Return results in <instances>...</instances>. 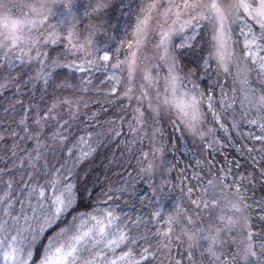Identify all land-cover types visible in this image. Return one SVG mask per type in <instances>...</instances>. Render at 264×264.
Returning a JSON list of instances; mask_svg holds the SVG:
<instances>
[{"label": "rangeland", "instance_id": "1", "mask_svg": "<svg viewBox=\"0 0 264 264\" xmlns=\"http://www.w3.org/2000/svg\"><path fill=\"white\" fill-rule=\"evenodd\" d=\"M189 2L191 3L192 0ZM230 2L234 3L235 0ZM41 3L44 4V7L40 9V14L31 13L28 7L23 6L32 5L39 8ZM79 3L80 0H6V9L9 10L7 14L11 19H23L27 16L28 19H34L37 23L35 26L25 25L23 32L25 42L15 47L0 49L1 62L12 59L19 63L21 60L30 61L33 59L39 62L33 69L36 71L34 76H38L45 58L44 55H37L39 48L42 44H54L62 39L63 45L73 57V68L83 70L88 65L94 68L96 66L108 81H112L113 87L115 86V101H119L122 106L126 105L130 108V111L126 113V118L128 125H132L134 143L140 155V162L142 160L140 178L136 180L140 181L142 185L135 187L134 190L144 200V205L149 210L148 215L151 222L156 220L157 224H161L158 218L162 216L161 212L164 209L163 202L166 194L169 197L176 196L177 198L183 196L185 203L192 205L193 193L195 198H198L201 191L200 185L203 186L202 193L208 200L207 212L212 219L202 222V220L195 218L190 220V223H186L187 226L181 220L183 221L182 225H178L176 221L178 220V213L179 215L182 214V207L178 208L177 204L172 202L171 216L173 219L171 223L167 218L166 224L168 226L157 229V231L164 229V232L169 228L172 229L169 240L171 249L174 248L175 253L179 247L195 249L200 255L209 256L208 264H257V255L245 259L244 251L247 245L251 243L252 250L256 252L253 237L249 241L247 236L252 223V205H261V202L264 201L263 179L252 162L248 161V158L232 161L233 152L228 150L223 152L221 145H219L221 128L228 135L236 128L241 127L243 128L242 131L247 133L252 132L264 136V130L259 127V124L264 121L258 118V112L260 115H264V109H259L257 103L259 97L264 96V70L260 69L258 64H254L245 55L244 38L239 32V28L243 25L231 24V20L226 22L231 28L232 39L229 41L227 49L231 58L226 60L227 71H225L215 55L214 27L205 20L198 23L192 20V17L200 13V8L185 9L183 8L184 0H146L143 10L148 9L149 5L153 3L157 6L151 9V19L144 33H137V25L145 15V12L142 11L134 21L129 35L116 47L114 53H107L110 60L105 62L100 60L105 52L95 51L90 29L80 25L76 15ZM49 9L55 15H49L47 20L39 23ZM169 9H171L170 13H168ZM177 12H180L178 17L175 15ZM3 14L5 11L0 10V15ZM247 22L255 32L260 31L259 25H256L251 18H248ZM201 24L208 27L211 36L214 67L210 80L220 88L217 90V100L211 104L212 107H209L206 100L201 96L202 91L198 90L197 83L192 76L185 75L181 71L173 50V43L176 38L181 41L189 40L190 31ZM4 31L0 27V32ZM245 31L247 32V29ZM165 32L169 34V39L165 45H160V40ZM54 38L55 42H52ZM138 40L139 43H137ZM88 41L91 43L89 44ZM81 45L84 46L83 50H80ZM261 55H264V52ZM118 62H124L120 69L111 67ZM130 64L131 75L129 74ZM172 75L178 77L175 91L169 83ZM113 77L118 78L119 83ZM125 93L127 94L125 95ZM193 96L198 101V109L202 115L201 119L195 123V128L189 129L182 120L191 119V110H189V117L185 118L177 106L181 103L187 104ZM90 101H92L90 98H64L61 103L57 102L58 104L53 108L52 114L46 113L41 118H37L39 123L35 126L31 136L35 140L33 147L25 152L23 151L24 148H18L16 154L18 160L24 162L26 159H33L38 155L41 148L46 150V146L52 145L60 139L64 141L69 128L77 123L80 124L81 114L85 113L87 108L92 107L89 104ZM254 104H257V107H253ZM245 113L247 114L245 115ZM254 119L257 120V124L250 123ZM171 122L177 128L184 146L189 149V156L185 154L184 161L187 157V161L190 163L188 168L191 167L192 180L197 184L196 188L188 183L187 175L184 177L187 179H179L171 169V157L165 153L167 142H165L163 130L164 123L169 124ZM46 125L51 126L48 132L50 135L44 137ZM81 126L83 127V122ZM242 131L231 136L242 139L241 136L244 133ZM118 133L119 130L116 129L114 134H111L112 136L109 135L110 139L116 137ZM75 147L81 153L80 157L88 151V146L85 143L77 142ZM198 161L200 163H197ZM201 165L204 168H201ZM208 167L214 169H208ZM213 170H215L214 174L211 173ZM209 181H212L213 185L210 186ZM69 184L73 186L67 175L60 178L53 176L41 183L34 184V186H28L23 181L15 195H0V223L8 228L7 232H0V238L17 237L14 247L21 249L19 257L23 264H31L38 238L49 227H45V230L39 235H37V231L44 224V220L51 215V212L55 211L54 201L56 197L60 196L63 187ZM23 186L27 187L24 189ZM189 188L193 191L189 192ZM40 192H43L44 195H39ZM241 194L244 197L242 203L240 201ZM214 198L218 203H212ZM197 202L199 201L197 200ZM231 204H237L242 211L237 212L231 207ZM244 204L249 207L245 209ZM69 208L65 209L55 222ZM108 210H112L109 205L98 206L89 212L77 213L53 231L50 237L62 228H71L73 224L79 225L80 221L87 220L89 215L102 219L101 213ZM221 216L225 219L220 220L219 217ZM244 216L249 217L247 228L243 226ZM228 218L236 221L235 226L230 229L226 227ZM86 227H92V224L88 223ZM218 229L221 230L219 233L217 232ZM179 230L182 231L178 232ZM34 236L35 240H33ZM190 236L193 237L192 240H189ZM204 237H208V239H204ZM214 237L222 240L223 244L213 245L212 238ZM48 239L45 240L39 251L38 259L33 264H40ZM210 247L213 248L215 256L207 251ZM127 250L124 248V251ZM7 251V246L4 247L3 251H0V264H16L15 260L3 259ZM28 251L32 252L31 258L27 256ZM120 254H122L121 250L117 249L115 253L110 255L115 258L116 255ZM135 255L136 252H134L133 260L139 261L140 257ZM119 264H126V262H119Z\"/></svg>", "mask_w": 264, "mask_h": 264}, {"label": "trees", "instance_id": "2", "mask_svg": "<svg viewBox=\"0 0 264 264\" xmlns=\"http://www.w3.org/2000/svg\"><path fill=\"white\" fill-rule=\"evenodd\" d=\"M230 1L221 0V6L227 9ZM145 3L146 0H80L76 15L80 25L90 29L95 51L114 53L116 47L129 35ZM63 44L61 39L54 44L41 45L38 53L45 58L40 73L38 76L35 75L36 77L34 76L36 71L33 69L36 64H39L38 61L21 60L18 63L12 59L3 60L4 62L0 60V137H2L0 139V195H15L23 181L28 186H34L53 176L60 178L67 175L68 180L73 183L72 206L38 238L31 264L38 259L45 240L69 218L77 213L89 212L98 206L107 205L112 207L118 217H126V223L138 222L139 231L135 234H147L154 245L149 247L143 241H137V246L133 248V252H136L135 256L140 257L143 247H149V250L155 253L149 261L139 259V264H177V262L208 264V255H200L197 250L185 247H179L175 253L169 242L171 237L156 235L164 233V229L159 231L157 229L168 226L167 218L173 219L172 202H175L178 208L182 207V214L178 213L176 221L178 225H182L184 221L183 224L187 226L186 223H190V220L195 218L202 222L212 219L207 212L209 207H204L205 203L208 204V200L202 193L203 186L200 185L201 191L198 198H195L193 193L192 200L199 202L196 204L192 202V205L185 203L183 196L177 198L166 194L162 216L158 218L161 224H157L156 220L151 222L144 200L134 190L135 187L142 185L140 181H136L140 178L142 160L140 162V155L134 143L132 125H128L126 118L130 108L115 101L116 93L112 92V82L107 81L96 66L93 70L73 68V57ZM211 48L210 30L204 24L196 26L189 40L181 41L176 38L173 43V50L181 71L185 75L192 76L208 105L209 98H211V104L217 100V90L220 89L210 80L214 67ZM64 98H90L92 101L89 104L92 107L81 114L80 124L77 123L69 128L64 141L60 139L46 146V150L41 148L33 159L19 161L16 157L17 149L24 148L25 152L33 147L35 140L31 136L39 123L37 118H41L46 113L52 114L57 102L61 103ZM22 120L23 124H21ZM46 127L44 137L50 135L48 132L51 126L46 125ZM116 129L119 133L110 139L109 135H113ZM242 129L236 128L228 135L221 128L219 145L223 152L227 150L233 152L235 159L231 158L232 161L248 158L262 176L264 184V139L257 140L254 137L261 135L247 133ZM163 130L165 142H167L165 153L171 157L173 173L179 179H187L184 178L187 175L188 183L196 188L197 184L192 180L191 167L188 168L190 163L187 157L184 161L185 154L189 156V149L184 146L172 122L164 123ZM239 131L244 132L242 139L231 136L238 134ZM77 142L88 146V155H83L82 159L75 147ZM201 168L204 166L201 165ZM208 169L214 168L208 167ZM211 173L214 174L215 170ZM23 187L25 189L27 186ZM261 205H264V201ZM261 205L253 204L251 210L250 231L253 233L257 264H264V253L259 247L261 243H264V219H261L264 217V211L261 210ZM180 231L182 230L178 232ZM164 244H167L168 248H163Z\"/></svg>", "mask_w": 264, "mask_h": 264}, {"label": "snow or ice", "instance_id": "3", "mask_svg": "<svg viewBox=\"0 0 264 264\" xmlns=\"http://www.w3.org/2000/svg\"><path fill=\"white\" fill-rule=\"evenodd\" d=\"M28 7L29 11L34 14H40V9L44 7V4L41 3L39 8L32 5H23ZM155 3L149 5L148 9L142 10L145 12L144 18L140 20L137 25V33L143 34L149 20L151 19V9L156 7ZM183 8L185 9H195L200 8L201 11L196 16L192 17L193 21L197 23L201 20L207 21L215 29V35L213 39L216 42V57L220 61L221 66L224 67V70L227 71L226 60L231 58V54L227 51L229 46V41L231 37V28L226 23L231 20V24L243 25L239 28L240 35L244 38L243 45L246 50V57L250 58L254 64H258L260 69L264 70V55H261L264 52V0H235L234 3L228 5L227 9L221 6V0H192L190 3L189 0H184ZM0 10H4L5 14L0 15V27L5 31L0 32V49L15 47L20 43L25 42L23 32L25 25L35 26L37 21L34 19H28L27 16L23 19H11L7 14L6 9V0H0ZM171 12V9L168 10V13ZM168 13H165L166 15ZM243 13V15H241ZM49 15H55L49 9L46 15H43V19L39 23H43L48 19ZM178 17L180 12L175 13ZM251 18L256 25H259L260 31L257 33L253 30L251 25L247 22V19ZM247 29V32L245 31ZM71 38V34H70ZM169 39V34L165 32L162 35L160 40V45H165ZM52 42H55V38ZM140 41L138 40L137 43ZM90 44L91 41H88ZM35 47V44H33ZM83 45L80 46V50H83ZM7 55V53H5ZM39 55V53H37ZM135 56V53H133ZM102 61H109L110 56L105 52L100 57ZM124 62H118L111 65V67L120 69L121 64ZM134 63V61H133ZM130 75H131V64L129 65ZM119 83V79L113 77ZM148 79V77H146ZM178 77L172 75L170 78V86L175 91L177 87ZM115 86L112 89V92H115ZM127 93H125L126 95ZM201 96L203 94L201 93ZM211 98H209V107H211ZM165 103H168L165 101ZM259 109H264V96H260L258 99ZM231 107V105H228ZM177 107L180 108V111L183 117L187 118L190 115L189 110H191V119H184L182 122L186 124L189 129L195 128V123L201 119V113L198 109V101L196 97L193 96L187 104L181 103ZM253 107H257V104H254ZM247 113H245L246 115ZM258 118L261 121H264V115H260L258 112ZM24 121H21L23 124ZM250 123L257 124V120H251ZM259 127L264 130V122L259 124ZM257 140L264 139V136L254 137ZM2 139V137H0ZM211 146V145H210ZM85 156L88 155L87 152L84 153ZM197 163H200L199 161ZM151 167V166H149ZM209 185H213L212 181L208 182ZM189 192H192L193 189L189 188ZM207 191V189H205ZM239 191V190H237ZM39 195L43 196L44 193L40 192ZM74 193L73 186L66 185L63 187V191L60 196H57L54 203L56 205L55 211L51 212L45 220L44 224L40 226L37 231V235L40 232L45 230V227H51L60 214L67 208L71 207L73 204ZM243 194L240 195V201L243 202ZM194 204L197 201H192ZM213 204L218 203L214 198L212 200ZM204 207H208V204L205 203ZM231 207L237 212L242 211V209L237 204H231ZM243 207L247 209L249 206L244 204ZM261 210L264 211V205H261ZM159 215V213H157ZM102 219H97L96 216L89 215L87 220H81L79 225L73 224L71 228L65 227L60 229L54 236L48 239L47 244L45 245L40 264H119V262H126V264H139V261H134V246H137V241H143L145 244H148L149 247H154L151 241L148 239L147 234L141 233L136 235L139 231V223L132 221L131 223H126V217H118L112 210L101 213ZM75 219V218H74ZM220 220H224L223 216L219 217ZM264 219V217H261ZM248 216L243 217V226L247 228L248 225ZM119 221V223H117ZM88 223L92 224V227H86ZM171 223V220H169ZM236 221H233L231 218H228L226 227H234ZM8 228L4 224L0 223V232H7ZM172 229L169 228L164 233H157L156 235H163L164 237H170ZM221 230H217L219 233ZM71 233V234H70ZM253 233L248 232L247 239L252 240ZM193 237L190 236L189 240H192ZM208 239V237H204ZM16 236H6L0 238V251H3L4 247L7 246L8 251L4 254L3 259L5 260H15L16 264H23L20 260L19 253L21 249L15 248L14 243L16 242ZM35 240V236L33 237ZM217 243L223 244L222 240H219L218 237L212 238V244L216 245ZM123 246V247H122ZM149 247H143L142 253L140 255V260L149 261L152 257L155 256L154 252L149 250ZM163 248H168L167 244L162 246ZM191 247V245H190ZM262 253H264V243L259 245ZM124 248H127V251H124ZM117 249H120L122 254L116 255L115 258H112L110 254L115 253ZM208 252L212 253L215 256L213 248H208ZM256 252L252 250V245L249 243L244 251V258L247 259L249 256H256ZM27 256L32 257V252L28 251ZM191 256V253H189ZM179 264V262H177Z\"/></svg>", "mask_w": 264, "mask_h": 264}, {"label": "bare ground", "instance_id": "4", "mask_svg": "<svg viewBox=\"0 0 264 264\" xmlns=\"http://www.w3.org/2000/svg\"><path fill=\"white\" fill-rule=\"evenodd\" d=\"M195 28H196V26L192 29V31H190L191 32V34H192V32L195 30ZM73 64V63H72ZM86 68H90L91 70H93V69H95L93 66H91V67H89V65H88V67H86ZM102 73V72H101ZM103 74V73H102ZM104 76V75H103ZM104 78L106 79V77L104 76ZM107 80V79H106ZM108 81V80H107ZM110 82H112V81H110ZM79 151V150H78ZM79 154H80V156H81V153L79 152ZM82 157H83V155H82ZM82 157H80L81 159H82ZM115 214V213H114ZM117 215V214H116ZM118 216V215H117Z\"/></svg>", "mask_w": 264, "mask_h": 264}]
</instances>
